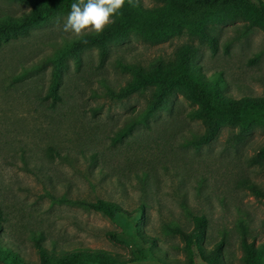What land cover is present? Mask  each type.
Wrapping results in <instances>:
<instances>
[{"label":"rangeland","instance_id":"1","mask_svg":"<svg viewBox=\"0 0 264 264\" xmlns=\"http://www.w3.org/2000/svg\"><path fill=\"white\" fill-rule=\"evenodd\" d=\"M153 6L156 0H142ZM29 6L0 0V16L28 12ZM66 18L30 30L0 47V209L6 218L4 243L16 246L30 261L38 259L33 230L45 232V243L59 247L104 249L123 256L128 264H161L136 233V225L154 237L162 251L183 260V242L166 225L193 228V216L208 220L206 245L224 241L226 264L242 263L241 238L264 244V198L249 189L264 188V160L256 158L264 144V128L240 135L224 126L209 145L196 149L205 132L195 118L198 108L176 93L167 109L158 112L134 136L113 145L111 137L127 117L142 111L148 93L124 101L111 99L106 85L119 90L131 78L120 61L149 66L169 60L186 44L201 47L197 63L206 78L224 77L225 93L235 98L264 96V30L244 20L217 27L216 47L198 38H175L150 45L137 37L115 45L101 62L97 50L86 51L80 67L71 60L60 87L62 100L52 107L45 97L51 83L47 62L65 40ZM91 31H86L88 33ZM120 60V61H119ZM239 137V138H238ZM56 147L60 156L49 157ZM90 156L99 153L92 164ZM70 152L73 163L65 160ZM103 170L101 174L100 170ZM94 201L121 205L123 212L109 218L101 212L58 202ZM141 205L146 216L137 213ZM117 233L118 240L109 233ZM0 264H3L0 261ZM196 264H204L197 259Z\"/></svg>","mask_w":264,"mask_h":264},{"label":"trees","instance_id":"2","mask_svg":"<svg viewBox=\"0 0 264 264\" xmlns=\"http://www.w3.org/2000/svg\"><path fill=\"white\" fill-rule=\"evenodd\" d=\"M20 5L29 6L28 12L19 16L4 14L0 16V47L10 40L29 34L30 30L50 25L66 18L73 0H7ZM236 20L246 21L250 27L264 30V0H156L153 6H147L142 0H125L119 10L115 22L109 24L101 33L88 32L65 40L62 47L56 49L47 62L52 65L51 83L46 95L52 107L62 100L60 87L63 76L72 60L80 67L86 51L97 50L101 62H104L112 48L131 37H137L150 45H159L175 38L187 36L198 38L200 43H208L216 47V36L209 33L214 28ZM201 47L186 44L179 47L169 60L158 59L149 66L139 63L120 61L130 74L128 82L119 90L107 87V95L119 102L136 94L148 93L145 108L129 117L111 137L113 145L123 143L135 131L148 125L150 120L160 111L168 108L176 93H183L197 105L195 118L205 125V132L199 135L194 145L196 149L212 143L219 130L224 126L238 129L240 135H248L256 128H264V96H243L235 98L225 93L224 77L221 73H214L206 78L201 72L197 60ZM239 138V137H238ZM48 155L54 158L60 156L56 147L48 148ZM67 152L64 158L73 163ZM84 158H90L92 164L99 161V153L90 156L81 151ZM256 158L264 160V144L257 151ZM264 166V165H263ZM101 174L103 170H100ZM264 173V167H263ZM253 194L264 198V188L255 183L248 185ZM58 202L84 207L88 210L101 212L109 218H114L123 212L121 205L111 200L98 198L94 201L73 200L64 197ZM137 213L146 216V207L141 205ZM193 228L186 231L179 226L166 225V230L179 235L182 242L184 259L172 257L162 251L158 241L143 231V224L136 225V233L145 244H152L151 251L161 264H196L197 259L204 264H226L224 241L214 247L205 243L208 220L204 215H194ZM6 218L0 209V233L7 232ZM110 237L118 240L117 233L110 232ZM31 240L36 249L38 259L30 261L22 256L16 246H9L0 237V261L3 264H128L119 254L104 249L90 247H59L56 243H45L43 230L31 232ZM243 250V264H264V244L257 245L250 241L245 234L241 238Z\"/></svg>","mask_w":264,"mask_h":264},{"label":"clouds","instance_id":"3","mask_svg":"<svg viewBox=\"0 0 264 264\" xmlns=\"http://www.w3.org/2000/svg\"><path fill=\"white\" fill-rule=\"evenodd\" d=\"M124 3L125 0H73L63 30L76 35L86 31L101 33L115 22Z\"/></svg>","mask_w":264,"mask_h":264}]
</instances>
